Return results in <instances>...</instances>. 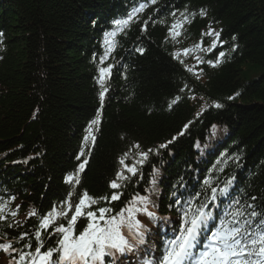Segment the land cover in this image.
<instances>
[{
    "label": "trees",
    "instance_id": "1",
    "mask_svg": "<svg viewBox=\"0 0 264 264\" xmlns=\"http://www.w3.org/2000/svg\"><path fill=\"white\" fill-rule=\"evenodd\" d=\"M111 1L0 0V196L14 195L23 212L33 207L46 211L50 203H57L70 191L64 178L78 164L75 155L85 126L99 114L102 123L77 194L83 189L93 196L107 194L109 181L120 167L119 157L134 143L147 150L177 137L149 157L143 166L144 180L136 184L133 178L124 198L150 187L147 182L155 168L161 169L152 197L158 216H177L168 205L181 177L186 188L180 191L187 196L202 191L207 177L222 184L235 176L241 186L233 184L232 195L249 202L257 197L260 210L264 206V0H158L138 14V22L118 33L115 51L101 65L104 32L112 30L115 19L144 2L118 0L124 4L115 14L107 8ZM170 5L207 12L206 17L197 15L191 25H185L176 44L167 37L173 19L168 14ZM150 16L147 30L142 31ZM208 25L223 30L221 39L227 42L223 50L230 45L237 48L217 67L202 65L204 73L196 80L173 59V53L198 43ZM204 40L205 47L212 42L210 37ZM137 47L145 49L142 55L133 51ZM196 54L215 58V54ZM182 58L187 65L195 63L192 56ZM109 63L115 65L108 81L110 92L97 113L98 68ZM184 83L195 88L197 99L182 100L169 110L167 102ZM213 101L223 107L210 108L197 119L202 105ZM189 121L194 123L179 135ZM194 139L201 142L199 148ZM192 151L194 157H190ZM235 156L240 157L238 162L229 159ZM217 166L223 171H217ZM227 204L225 199L220 213ZM34 223L35 218L25 220L22 228L9 230V236ZM157 225H149L151 233L143 247H158Z\"/></svg>",
    "mask_w": 264,
    "mask_h": 264
},
{
    "label": "snow or ice",
    "instance_id": "2",
    "mask_svg": "<svg viewBox=\"0 0 264 264\" xmlns=\"http://www.w3.org/2000/svg\"><path fill=\"white\" fill-rule=\"evenodd\" d=\"M158 0H144L133 6L124 18L115 19L112 30L103 34V54L99 56L103 65L116 48V37L132 22H138V14L143 12L149 4L155 5ZM172 7L168 13L173 19L167 27V37L173 44L179 43V38L185 31V25H191L199 15L206 17L204 9L192 11L185 6L182 10ZM155 11H159L156 9ZM149 19L144 20L141 30L146 31ZM161 24L163 20L159 21ZM221 30L211 25L201 31V40L190 48L178 49L173 53V59L179 62L184 70L199 80L204 68L219 66L224 59L235 52L237 46L230 45L227 51L223 50L226 41L221 39ZM3 33L0 32V37ZM204 37L212 38L211 44L205 47ZM233 36L232 40L235 41ZM2 42V41H0ZM219 49V50H218ZM133 51L143 54L145 49L137 47ZM205 53L215 58H206ZM192 56L195 63L185 64L182 57ZM114 64L98 68L96 82L99 86L98 101L100 107L97 113L103 110L106 97L110 92L108 81L111 78ZM126 79V75H124ZM191 93V95H189ZM237 92L235 96H239ZM229 96V100L235 99ZM197 99L195 88L184 83L177 94L167 102L169 110H173L182 100ZM201 101L203 97H199ZM223 104L213 101L203 104L196 113L198 119L210 108L220 109ZM102 123L101 116L97 114L90 119L84 129L79 151L75 155L78 164L74 171L66 173L64 182L70 191L61 197L57 203H50L47 211H38L32 208L25 218H35V223L28 229L18 232L15 237L9 236V230L23 227V222L17 220L22 205L10 204L16 200L14 195L5 198L0 196V252L9 257L8 264H124L130 253H142L144 259L141 264H264V206L258 210L255 196L250 201H241L232 195L235 176H231L221 183L213 182L212 177L203 180L202 191L189 193L185 196L180 189L186 188L183 177L173 186L169 208L174 210L178 219L171 221L166 216H158V205L153 200L156 192V176L158 169L153 168L151 179L147 182L150 187L134 192L130 197L124 198L127 188L133 183L140 184L144 180L143 166L151 155H158L161 149H166L177 137L155 148L141 149L139 143L123 153L119 159L120 167L113 179L109 181V192L102 196H93L87 189L79 194L76 190L81 187V176L93 154L96 144V133ZM194 121H189L180 131L184 135ZM216 125H212L213 131ZM195 147L199 148L197 143ZM135 149V154H132ZM39 155V154H37ZM30 157L29 159H32ZM236 162L240 157H229ZM130 161V162H129ZM217 171L223 168L217 166ZM143 193V194H142ZM203 195V199L201 196ZM73 196H76L73 201ZM228 204L223 213L214 212L224 200ZM122 205V206H121ZM164 221L171 225V235L167 228L158 231L163 237V243L156 254L155 245L143 247L147 244V237L151 233L150 224ZM218 221V222H217ZM83 223V227L78 225ZM54 241V243H51Z\"/></svg>",
    "mask_w": 264,
    "mask_h": 264
},
{
    "label": "rangeland",
    "instance_id": "3",
    "mask_svg": "<svg viewBox=\"0 0 264 264\" xmlns=\"http://www.w3.org/2000/svg\"><path fill=\"white\" fill-rule=\"evenodd\" d=\"M108 4H109V6H110V7H107L108 10H116V9H118L120 6H123L124 3L121 2V1H118V0H113V1L109 2ZM107 6H108V5H107ZM193 142L196 143V140L194 139ZM193 146H194V145H193ZM190 157H194V156H193V151H192V153H190ZM182 171H184V169H183ZM20 217H21V216H20Z\"/></svg>",
    "mask_w": 264,
    "mask_h": 264
},
{
    "label": "bare ground",
    "instance_id": "4",
    "mask_svg": "<svg viewBox=\"0 0 264 264\" xmlns=\"http://www.w3.org/2000/svg\"><path fill=\"white\" fill-rule=\"evenodd\" d=\"M113 13V12H112ZM114 13L116 14L117 13V11L115 10L114 11ZM219 50V49H218ZM185 125V124H184ZM220 164H222V161L220 160ZM195 168H197V169H200V167H199V165L198 164H196L195 165ZM200 170H202V169H200ZM204 172L206 171V169L205 170H203ZM199 179V178H198ZM234 185H235V187L236 186H238V185H240L241 186V184H239V180H236L235 182H234ZM232 191V194H234V192L236 191V190H231Z\"/></svg>",
    "mask_w": 264,
    "mask_h": 264
}]
</instances>
